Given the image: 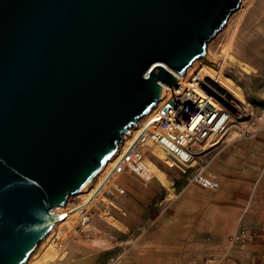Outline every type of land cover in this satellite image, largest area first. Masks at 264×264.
<instances>
[{
	"label": "water",
	"instance_id": "obj_1",
	"mask_svg": "<svg viewBox=\"0 0 264 264\" xmlns=\"http://www.w3.org/2000/svg\"><path fill=\"white\" fill-rule=\"evenodd\" d=\"M242 0H0V264H25L67 199Z\"/></svg>",
	"mask_w": 264,
	"mask_h": 264
},
{
	"label": "rangeland",
	"instance_id": "obj_2",
	"mask_svg": "<svg viewBox=\"0 0 264 264\" xmlns=\"http://www.w3.org/2000/svg\"><path fill=\"white\" fill-rule=\"evenodd\" d=\"M241 4V11L232 14L229 25L218 34L217 38L209 45L208 50L219 62V66L215 68L218 69L223 63L225 75L243 89L245 98L252 108L250 118L246 119L241 127L244 129L250 126L253 131L228 143V139L234 136V132H237L231 130L222 145L207 152L206 160L208 163L223 149L240 139L255 141L253 143L254 147L258 146L261 150L264 148V0H242ZM225 51L249 65L253 69L251 73L246 74L236 64L224 60ZM260 117L262 120H259ZM140 153L142 156L148 155L160 169L165 171L175 194H178L186 184L195 183L192 181L194 170H187L183 173L175 166H168L152 155L149 148L145 146L140 148ZM206 171L213 174L211 166ZM115 183L124 189L125 194L122 196L117 195L114 193L113 187L109 186L102 193L106 200L99 199L95 202L87 213L88 220L79 223L76 228L77 232L70 234V237L67 238L64 244L67 251L66 259L63 262L53 264H72L73 261L69 259L68 251L71 245L76 242L91 247L90 254L78 257L76 261L79 264H110V260L115 258H119L117 264H126L128 250H133L135 258L140 257L142 252L139 248L147 241V237L153 236L158 231L160 220L163 217L173 219L170 211L175 200L164 201L165 189L155 179L144 181L135 176L130 170H126L124 174L122 173L115 179ZM151 183L160 188L161 194L149 199L147 191ZM113 202L125 215L114 210L111 206ZM101 210H107L119 219L124 226L128 227L127 232L123 233L106 224L98 216ZM99 226L108 233H113L111 235L119 242L125 243V246L122 248L115 247L113 240L109 238V234L101 232ZM124 234H127L128 238ZM181 246L186 247L188 250L191 249V251L194 250V252L198 249V251L204 253L203 256H193L192 258L183 255V262L187 264H207L208 260L213 257L220 259L221 264H235L233 261L234 256L239 252L238 250H242V248L230 246L228 238L215 242L186 241L184 243L183 241Z\"/></svg>",
	"mask_w": 264,
	"mask_h": 264
},
{
	"label": "bare ground",
	"instance_id": "obj_3",
	"mask_svg": "<svg viewBox=\"0 0 264 264\" xmlns=\"http://www.w3.org/2000/svg\"><path fill=\"white\" fill-rule=\"evenodd\" d=\"M241 9L242 4L234 13L240 12ZM232 14L221 32L229 25ZM213 40L207 45L206 54L215 60V63H209L203 58L196 59L185 69L181 77L177 80L178 87L176 89L168 86L163 90L157 104L148 114L137 120L136 127H131L128 135L123 136V140L116 153L105 164L90 185L82 192L70 196L67 199L62 209L64 218L53 224L51 231L31 254L25 264H53L63 262L67 256V251L64 248L67 238L70 237V234L77 232L76 228L79 223L88 220L87 213L94 206L95 202L99 199L106 200L102 193L111 186L115 194L121 196L125 194L124 189L115 183V179L122 173L124 174L126 170H136L138 178L144 181L155 179L165 189L164 201H174L177 198L171 181L165 171L160 169L148 155L141 156V161L138 163L140 167L138 168L135 166L134 161H136L139 154L141 155L140 148L145 146L149 148L152 155L168 166H174V158L176 155L179 156L177 157L178 159L184 162L183 159L187 156L178 147L177 141L179 144L188 148L184 144V140H187L189 136L183 132L181 127L176 126L175 123V116L181 112L178 110L183 109L181 106H178L179 104L186 106V104L190 105L196 101L198 105L206 104L219 112L225 111L226 114L222 116V121L226 117H230L239 123V126H237L238 132H234V136L228 139V143L244 135H248L253 131L250 126L244 129L240 126L242 122L250 118L252 107L247 102L243 89L225 75L223 70L224 64L221 63L218 69L215 68L219 66V62H217L208 50ZM223 59L236 64L246 74H250L253 70L249 65L238 60L227 51L224 52ZM193 76H196V78L194 79ZM167 133L175 136H173V141H170L166 136ZM194 144L200 150L198 154L209 152L214 145L206 144L205 140L202 141L199 138L195 139ZM170 152L175 154L173 159ZM190 165L188 168H191L194 162ZM111 206L114 210L120 213L122 212L114 202L111 203ZM122 215L125 214L122 212ZM98 216L113 229L123 233L127 232L126 226L107 210H101ZM109 238L113 240L115 247L122 248L125 246V243L119 242L114 236L109 235Z\"/></svg>",
	"mask_w": 264,
	"mask_h": 264
},
{
	"label": "crops",
	"instance_id": "obj_4",
	"mask_svg": "<svg viewBox=\"0 0 264 264\" xmlns=\"http://www.w3.org/2000/svg\"><path fill=\"white\" fill-rule=\"evenodd\" d=\"M253 143L255 141L240 139L209 163L205 156L218 190L212 192L192 182L182 187L170 211L173 219L160 220L156 234L147 237L139 248L140 257L135 258L133 250H128L126 264H187L183 262V255L192 258L204 253L182 247L183 241H222L240 229L251 238L238 250L234 263L264 264V173L261 172L264 148L254 147ZM147 194L151 199L161 194V190L151 183ZM124 236L128 238L127 234ZM90 251L89 245L76 242L68 251L69 259L72 264H79L78 257Z\"/></svg>",
	"mask_w": 264,
	"mask_h": 264
},
{
	"label": "built area",
	"instance_id": "obj_5",
	"mask_svg": "<svg viewBox=\"0 0 264 264\" xmlns=\"http://www.w3.org/2000/svg\"><path fill=\"white\" fill-rule=\"evenodd\" d=\"M193 77L194 79L196 78V76ZM178 106H181L183 109L178 110L181 112H179V114H177L174 118L176 126L181 127L183 132L188 134L189 138L184 140V144H186L188 148L179 144L177 141L178 147L186 153L187 157L184 158V162H182L177 158L179 156L176 155L174 158V166L183 173L187 170H194V175L192 177L193 182L212 191H217L219 185L215 180V177L206 171L207 163L205 162L204 157L207 153L198 154L200 150L194 142L196 138H199L202 141L205 140L206 144H214L212 148L214 146H220L224 143L223 140L231 132V130L238 132L237 126H239V123L235 122L230 117H226L224 121H222V116H225L224 114H226L225 111L219 112L206 104L198 105L196 101L192 102L190 105L186 104L185 106L184 104H179ZM259 120H262V118L260 117ZM166 136L170 139V141H173L175 137L174 135L171 136L170 133H167ZM170 154L173 159L175 154L173 152H170ZM141 156L142 154H139L136 161H134L137 168L140 167V164L138 165V163L141 161ZM192 162H194V165L191 168H188L191 166L190 164H192ZM130 172L137 176L136 170H130ZM261 172L264 173V150L262 152ZM250 238L251 236L249 234L240 229L228 237V244L237 248H243ZM118 260L119 258L111 259L110 264H117ZM221 262L222 261L220 259L213 257L208 260L207 264H221Z\"/></svg>",
	"mask_w": 264,
	"mask_h": 264
}]
</instances>
